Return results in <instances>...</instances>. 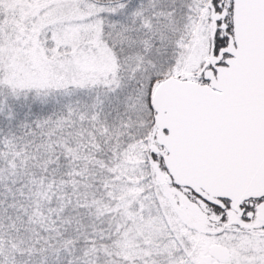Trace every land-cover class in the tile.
Returning a JSON list of instances; mask_svg holds the SVG:
<instances>
[{
    "label": "snow or ice",
    "instance_id": "snow-or-ice-1",
    "mask_svg": "<svg viewBox=\"0 0 264 264\" xmlns=\"http://www.w3.org/2000/svg\"><path fill=\"white\" fill-rule=\"evenodd\" d=\"M0 264H264V0H0Z\"/></svg>",
    "mask_w": 264,
    "mask_h": 264
}]
</instances>
